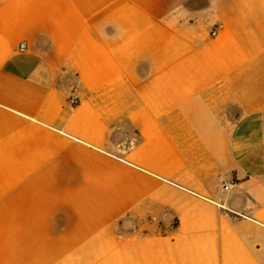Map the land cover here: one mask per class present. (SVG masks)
Listing matches in <instances>:
<instances>
[{
  "label": "crops",
  "instance_id": "obj_1",
  "mask_svg": "<svg viewBox=\"0 0 264 264\" xmlns=\"http://www.w3.org/2000/svg\"><path fill=\"white\" fill-rule=\"evenodd\" d=\"M262 86L264 0H0V264H264Z\"/></svg>",
  "mask_w": 264,
  "mask_h": 264
},
{
  "label": "built area",
  "instance_id": "obj_2",
  "mask_svg": "<svg viewBox=\"0 0 264 264\" xmlns=\"http://www.w3.org/2000/svg\"><path fill=\"white\" fill-rule=\"evenodd\" d=\"M217 32V28H214L212 31H211V34L212 35H215ZM25 47V44L24 43H20L19 44V48L20 49H23ZM69 102L72 104V105H76L78 104L79 102V96L77 93H72L69 97ZM232 184H234L233 181H230L229 183L223 181L221 186L224 188V189H227L228 187L232 186Z\"/></svg>",
  "mask_w": 264,
  "mask_h": 264
},
{
  "label": "rangeland",
  "instance_id": "obj_3",
  "mask_svg": "<svg viewBox=\"0 0 264 264\" xmlns=\"http://www.w3.org/2000/svg\"><path fill=\"white\" fill-rule=\"evenodd\" d=\"M264 86L258 87V89H263ZM251 101L256 105V106H264V98L257 97L256 99H251Z\"/></svg>",
  "mask_w": 264,
  "mask_h": 264
}]
</instances>
